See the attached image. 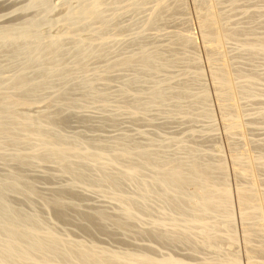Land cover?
Here are the masks:
<instances>
[{"label": "rangeland", "instance_id": "374dc122", "mask_svg": "<svg viewBox=\"0 0 264 264\" xmlns=\"http://www.w3.org/2000/svg\"><path fill=\"white\" fill-rule=\"evenodd\" d=\"M36 1L0 0V29L11 26L24 27L27 23L36 20L38 21L37 33L50 39L61 37L70 30L69 27L66 28L67 24L64 22L67 17L65 14L77 8L83 0H46L43 5H37ZM116 1L109 0L108 4L105 3L101 7L102 15H106L107 21L111 24H107L108 30L110 29L109 32L112 30L114 32L111 34L115 33L113 38H111L113 41H111L110 37L112 35L109 32L107 33L106 25L105 32L108 35L110 34L107 39L109 46L104 47V51H107L102 53V55L105 53L106 55L102 57L95 56L96 58L90 57V59H85L87 62L84 61V65L88 70L86 77L90 76L91 85L84 88L81 81H79L80 78L77 77L69 87L62 91V89L60 90V82L54 81L50 88H48L49 86L45 87L46 89L42 88L37 95L35 94V97L33 96L34 103L32 102V105L17 107V114L41 116V113L44 115L45 112L46 114L54 112L58 107L55 101L61 100L64 98L62 96H65L63 101L72 103L68 108L66 106L65 110L63 109L62 115L64 114V117H61L62 123L59 125L60 130L58 129L57 133L60 136H65L70 141L79 137L90 143L92 145L91 149L95 152L107 150L108 147H130V149H134L135 153L138 151L136 149H139L136 153L139 157H141L140 153L142 151L149 152V155H152L150 158L154 164L161 161H171L175 164L176 161L175 165L182 166L184 164V166H187L192 162L190 161L192 159H197V162L202 165L223 163V166L226 167L224 168V174L217 172L218 176H215L219 178L222 174L228 180L225 181L230 186L231 211L233 215L232 226L234 228L232 227V231L229 230L226 219L219 214L215 217L213 216L214 221L211 218V222H215L217 217L218 221L216 220V222L218 223L220 219V226L216 222L214 225L216 227L219 226L218 229L220 230L223 229L220 236L221 232L216 227H213L219 231L217 232V237L221 239L218 243L217 240L211 245L205 242V233H202L204 229L201 227L202 223L200 221L196 222L199 225L194 226L196 224L194 222V225L192 224L189 228L192 229L187 230L190 231L188 234L193 236L190 238L192 239L191 241L180 240L173 243L159 241L155 235L160 230L165 232L174 230V228H172L171 217L168 215L170 212L168 209H163V200L159 199L158 195L151 197L150 201H148L150 207L148 214L143 215L142 209L139 208L137 215L132 219H128L122 215V206L112 197L109 189L97 183L98 181H90V183L85 181L74 182L71 175L59 171L54 163L39 164L33 162L30 166L22 167L17 165L7 155L8 159L5 154L0 153V178L7 176L13 171H19L25 180L32 185L34 192L33 194L24 195L10 192L6 199L14 208L26 214L39 215L44 222L43 226L50 228L64 242L81 244L92 251H104L122 255L144 253L157 260L169 257L179 259L184 264L185 262L187 264H208L214 262V260H225L232 254H237L236 256L240 260L239 264H246V245L244 243L242 225L240 226L242 223L241 218H239L236 197L238 182L234 175V165L230 152L239 149L245 154L246 158L252 159L260 158V156L264 155V55L259 53L256 57L258 53L251 54V52L242 48L249 39H256V42H259L258 39L264 40V0H162L161 8L157 5L158 0L154 1L155 3H150L152 0H146V4L142 0L144 4L141 7L140 0V5L139 1L135 0ZM134 4L136 6L139 5L140 10L138 7H133L135 6ZM156 5L158 10L161 11L157 15V19L156 16L155 18L152 17L153 11L151 10L153 9L152 6L156 8ZM155 8L153 9V16L157 14V8ZM111 11L113 12L111 13ZM214 13H219L222 17H225V29H235L239 35L237 34L236 39L233 37L226 42L216 41L212 43L210 46L213 53L210 56V46L204 44L201 36L199 19L201 17L200 14L203 16ZM111 14L114 15L112 16ZM150 17L153 18V24L151 23L152 20H149ZM90 24L86 23L84 25L85 29L86 25H89L84 31V27H80L82 32L79 29V32L76 30L75 32L78 35L77 33L76 35L74 34L75 37L73 36L67 41L66 44H68L66 46L69 48L73 47L78 38L94 40L93 43L95 42V45L100 44L101 42L98 43L100 40H97L98 33L96 34L97 31H95L100 23L94 22ZM92 25L97 26L93 27ZM90 26L92 28L88 29ZM115 27L122 29L118 30L119 35ZM236 28L239 29L237 30ZM107 34L106 36H108ZM186 34L190 35V37ZM184 37L186 40H190L186 41ZM144 51L149 54L158 53L160 56V59H158L159 64L157 63L154 69L146 72L145 70L137 69L139 68L137 58H141L145 54ZM7 52V50H0V74L2 73L1 76L5 81L12 76L11 72L20 64L19 61H15L11 57L10 52H8L10 56ZM124 57L126 59L135 58L137 61L135 64L137 65L134 64L131 69L123 66L119 61L124 59ZM174 58H176V61ZM111 62L115 63V65L111 64ZM117 62L120 65H116ZM164 63H169V65ZM223 63H230L229 66L231 68H229L231 71L233 68L236 71L235 73H243L247 76L248 72H255V75L259 76H256L257 80L252 77L254 74L252 76L249 74L250 76H248L254 79L253 82H249L250 85L246 80L245 82L242 80L244 83L242 85L245 86L247 84L246 86L248 87L249 85V88L254 87V84L258 83L256 84L257 87H254V92L256 93L254 98L235 95L233 99V107L236 114L233 122L238 128L233 136H229L226 132V122L220 109L219 99L210 73L212 66L219 67ZM109 64L116 69L107 70ZM140 71L142 72L139 74ZM33 72L34 75L37 74V71L35 72L34 70H31L29 74L35 77L36 75L34 76ZM93 75L95 76L92 77ZM82 77L84 76L82 75ZM138 77L141 78L136 82ZM76 82L78 83L76 84ZM252 83L254 84L252 85ZM156 87L163 88L165 91V96L160 101L154 100L150 95ZM95 90L107 94V96L104 94L106 102L94 98L96 94L93 91ZM202 90L206 92L208 101H202L199 98ZM61 91L64 94H68L64 95ZM257 91L260 93L257 94ZM180 92L182 93L180 94ZM261 93H263V96ZM54 95L61 98L58 99ZM208 110L210 111L208 112ZM137 156H135L134 161L136 164H140L142 159L140 160ZM199 156L200 158L198 159L197 157ZM140 165L138 166L142 169ZM145 169L147 171H142L146 175L142 172L140 176H145V178L152 177L154 169L151 168L150 172L147 168ZM259 169L253 176H249L245 183L261 190L264 188V167ZM222 175L220 176L221 179ZM262 178L263 180H261ZM138 180H140L139 177ZM137 181L125 183L122 193L137 195V192L139 193V187L137 186L139 181ZM192 188L193 186H188V189H186V192L188 193L189 191V195L192 196V200H189V198L185 203V206L188 204L185 208L186 210L188 208L187 211L189 212L194 210L192 208H194L195 204V198L193 197L195 189ZM55 196L63 197L62 202L66 205L65 217H60L57 207L50 203ZM97 212H102L104 218L97 222L88 218V216H91L96 219ZM117 220L122 221L124 224L122 226L117 225ZM158 220L163 221L164 225L154 230L156 227H154L153 222ZM178 230L183 232L184 228L179 225ZM230 232L233 233L234 240L230 238ZM226 235L227 237H225ZM196 245L197 249L195 248ZM223 255H226V258Z\"/></svg>", "mask_w": 264, "mask_h": 264}, {"label": "bare ground", "instance_id": "6f19581e", "mask_svg": "<svg viewBox=\"0 0 264 264\" xmlns=\"http://www.w3.org/2000/svg\"><path fill=\"white\" fill-rule=\"evenodd\" d=\"M118 1L122 2V0H117L116 2ZM135 1L134 3H136ZM140 1L138 3L141 7L144 3L142 2V0ZM145 1L146 0H144V2ZM154 1L156 0H152L150 1V3ZM161 1L162 0H158V7L163 2ZM36 2L37 5H43L46 0H37ZM107 2L109 3V0H83L77 8L68 11V15L65 14L67 17H64V22H66L67 26L65 23L64 24L66 28L69 27L70 30L68 31V28V32L65 35L55 39H50L47 36L37 33L36 28L38 26V21L36 20L27 23L24 27L11 26L0 29V50H7L8 52H10L11 57L15 61L17 60L20 62V64H18V66L13 69V72H11L12 76L10 75L11 77H9L8 80H3L1 76L2 73L0 74V153H2L3 155L5 154V156L7 155L12 161L22 167L30 166L33 162L39 164L47 162L54 163L56 164L59 171L71 175L74 182L85 181L86 183H90V181H98L97 183H100L101 185L109 189L112 197L122 206V215L128 219L134 218L140 209H142L141 211H143V215L148 214L150 208L148 205V201H150L151 197L153 198V196L158 195V198L160 197L159 199L163 200V209H168L170 212V214H167L169 215V217H171L172 228H174V230H168L165 232H162V230L159 231L158 229L159 232L157 231L158 233L155 236L159 239V241L161 240L168 243L177 241L179 242L180 240L191 241L192 239L190 238L193 236H190L191 234H188L190 231L187 230L194 222L196 223L197 221H200V223H202V225H200L204 229L202 233H205V242L211 245L217 240L218 243L221 238L218 239L217 232H221L223 229H218V227L220 226V219L219 223L216 222V220L218 221L217 217L215 222L218 223L217 225L219 226L216 227V225H214L216 223L213 222V216L215 217L221 214L222 217L224 216V218L226 219L229 230L232 231L233 227V215L231 211L232 201L229 189L230 186H228V182H226L228 180H226L225 176L221 174L222 179L220 178L221 175L219 176L220 179L217 177V172L223 173L224 168H226L223 166V163L220 162L215 165H202L201 163L197 162V159H192L190 160L192 162L187 166H184V164L182 166L178 164L175 165L176 161L175 164L171 161H161L159 163H157V161V164H154L151 161L150 157L152 155H149V152L142 151V153H140L141 157H139V155H136L139 149H136L138 151H136L135 153L134 149H130V147H108L107 150L95 152L91 149L92 145L88 142H85L81 138L78 137V139L75 138L73 139V141H70L65 136H60L57 133L59 125L62 123L61 117L64 115H62L63 109L65 110V107L67 106L68 108L72 103L69 101L64 102L63 99H65V96H62L64 97L63 99L55 101L58 104L57 110L48 114H46L45 112L44 115L43 113H41V116H28L26 114H17L16 112V108L19 106L32 105L35 94L37 95L38 91L42 88L44 89L48 86V88H50V86L54 84V81L60 82V90L62 89V91L69 87L72 81L77 77L80 78L79 81H81V84H83L84 88L91 85V82L89 81V74V77H86V73L88 70L84 65V61H86L85 59L87 58L90 59V57H102L103 55H106V53L102 55V53L107 51H104V47L109 46V42L107 41V39L109 35L114 32H112V30L111 32H109L110 29L108 30V25L110 23L107 21L106 15L103 16L101 13V7ZM146 3L147 2H145V4ZM136 4H134L135 6L133 7L137 8L139 6H136ZM157 5V14H155L154 16L153 9L155 7L152 6L153 9H151L153 11L152 17L155 18L156 16V19L157 15H159V13L161 12L158 10ZM128 6L130 5L128 4ZM140 7H138L139 10ZM177 7L179 6L177 5ZM112 12L113 11H111V13ZM200 16L199 26L202 32L201 36L203 37V41L206 46H210L216 41L226 42L233 37H235L236 39V37L239 35V33L235 29L227 30V28H224L225 17H222L219 13L203 16L200 14ZM150 19L152 20L153 18L150 17L149 20ZM94 22L100 23L98 26L92 25L93 27L97 26V29L95 31H97L96 34L98 33L97 40H100L98 42H101L100 44L95 45V42L93 43L94 40L90 41L78 38L73 47L69 48L68 46H66L68 44H66V42L69 41L74 36V34L76 35V33L79 32L78 29L81 30V28L84 27V31L87 29V26H89L86 25L85 29L84 25L86 23L90 24ZM151 23H154L153 20ZM106 25L107 33H110L109 35L105 32ZM89 28L92 27L90 26L88 27V29ZM116 29V32L119 29L122 30L121 28ZM76 30L77 32H75ZM189 33L191 34V32ZM106 34L108 36H106ZM113 35L110 37L111 41H113V39H111L113 38ZM187 36L190 37V35ZM241 40H243V38H241ZM249 40L248 42L244 43L242 48H245L246 50L251 52V54L258 53L256 54V57L257 55H259V53L264 55V40L261 41L260 39H258L259 42H256V39H251L250 41ZM65 47H67L66 49H69L66 50ZM209 48V54L210 56H212L213 51L211 49V46ZM174 51H176V49H174ZM243 51L245 50L243 49ZM124 59L126 58L124 57ZM124 59H121V61H119L123 66L127 68L130 67L131 69V66L133 67L135 62L138 61L139 68L137 69H141L142 71L145 70L146 72L147 70L155 68L158 63V59H160V56L158 53L149 54L146 52L141 58H137V61L133 57L127 58L126 60ZM174 59L176 61V58ZM112 63L113 62H111V64ZM113 64L115 65V63ZM120 64H118L117 62L116 65ZM229 64L223 63L219 67L212 66L210 73L216 89L217 97L219 99L220 109L223 113L224 121L226 122V132L229 136H233L238 130L233 122V118L234 116H236L233 107V99L235 95H240L241 97L245 98H254L256 94L254 92V87L256 86V84H258L256 82H258L257 77L259 76H257V74L255 75V72H248L249 74H251V76L252 74H254L255 76L253 75L252 77L254 79H257L255 80L256 82L254 81L256 84L252 83V85L254 84L255 86L249 88V82H253L254 79L249 77L250 75L248 74V76L247 73H245L247 76H245L243 73H235L236 71H234L233 68L232 72L230 70L231 67L229 66ZM166 65H169V63H167ZM114 68L115 67H113V65L110 66L109 64L107 70H113ZM31 70H34L35 72L37 71V74H35L36 76L33 72V75L35 77L30 76L29 73H31ZM142 71H140L139 74ZM82 75L84 77H82ZM94 76L95 75H93L92 77ZM139 78L141 77L136 78V82L137 80L139 81ZM242 80L244 82L245 80L246 82H248V87L246 86L247 84L243 86L244 83ZM130 82L132 81L130 80ZM77 83L78 82H76V84ZM62 91L61 93H63ZM93 92H95L96 94L94 95V98H98V100L100 99L102 102H106L104 95L106 93L103 94L102 92H97L96 90ZM181 93L182 92H180V94ZM258 93L260 92L257 91V94ZM261 94L263 96V93ZM150 95L154 100L160 101L164 98L165 91L163 90V88L161 89L160 87H156L155 89H153ZM199 98L202 101H208L207 94L204 90L201 91ZM209 111L210 110H208V112ZM232 151L233 152L230 153L232 155L231 159L234 165V175L236 176L238 182H236L237 189L235 188L237 192L236 197L239 209L238 213L240 215L239 218H241L242 224H240V226L242 225L241 227L244 233V243L246 245V264H264V188L259 190L258 188L256 189L254 186L245 183V180L249 178V176H253L257 172L259 167L260 169H263L264 158L262 157H264V155L260 156V158L252 159L249 157L246 158L245 154H243L239 149ZM135 156H137V158L139 157L140 160L142 159V162L140 163L141 165L136 164V162L134 161ZM197 158L199 159L200 156ZM138 165L142 166V169ZM145 168H147L148 171L151 168L154 169V173L152 172V177L150 176V178H145V176H140L142 175V170H146ZM143 173L144 175H146L145 172ZM138 177L140 178V180H138ZM261 180H263V178ZM136 181L139 183H136L139 187V193L137 192V195L139 194V196L135 194L127 195L122 193V188L125 183H132ZM136 184L134 185L136 186ZM188 186H193V188L195 189V193L193 196L195 198V204L194 208H192L194 210H190V212L187 211L188 208L187 210L185 208L188 205L186 204L185 206L187 199L190 198L189 200H192V196L189 195V191L188 193L186 192ZM10 192L22 193V195L34 193L32 185H30L25 180V178L19 171H13L7 176L0 178V264H184L181 260L172 259L170 257L157 260L144 253L122 255L119 253L92 251L90 248H87L81 244L66 243L50 228L43 226L44 222L39 215L26 214L23 211L14 208L6 199L8 193ZM62 201L63 197L55 196L51 199L50 203L54 204V206L57 207L58 215L60 217H65L66 205H64ZM220 216L218 217L220 218ZM96 217L97 218L95 219L91 216H88V218H91L95 222H97L104 218V215L102 212H97ZM208 218L210 219V221ZM211 218H213L212 222ZM222 219L223 218H221V220ZM153 223L152 224L155 225L154 227H156L154 228V230L164 225L163 221L161 220L154 221ZM116 224L122 226L124 223L120 220H117ZM179 225L184 228L183 232H181L182 229H180L181 231L178 230ZM196 225L199 224L196 223L194 226ZM213 227H216L219 231L214 229ZM221 234L222 232L220 233V236ZM232 234L233 233L230 232L231 239L234 238V235L232 236ZM225 237H227V235ZM195 248L197 249V245ZM236 255L232 254V256L227 258L226 255H223L226 258L225 260H214V262L208 264H239L240 260ZM185 264L187 263L185 262Z\"/></svg>", "mask_w": 264, "mask_h": 264}]
</instances>
